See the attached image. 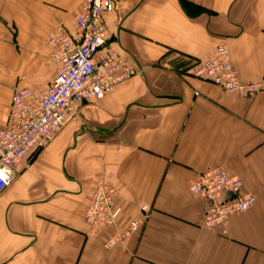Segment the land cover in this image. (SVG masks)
Instances as JSON below:
<instances>
[{
  "label": "crops",
  "instance_id": "0c3cea01",
  "mask_svg": "<svg viewBox=\"0 0 264 264\" xmlns=\"http://www.w3.org/2000/svg\"><path fill=\"white\" fill-rule=\"evenodd\" d=\"M83 0H0V128L14 89L46 88L47 35L73 32ZM107 43L141 73L79 104L0 193V264H264V0H114ZM224 41L253 98L228 97L189 69ZM221 166L255 196L214 231L188 184ZM112 179L116 223L89 239L96 184ZM144 226L106 248L101 238Z\"/></svg>",
  "mask_w": 264,
  "mask_h": 264
},
{
  "label": "built area",
  "instance_id": "2783aa9c",
  "mask_svg": "<svg viewBox=\"0 0 264 264\" xmlns=\"http://www.w3.org/2000/svg\"><path fill=\"white\" fill-rule=\"evenodd\" d=\"M113 10L114 0H83L74 31L59 27L45 40L50 48L48 63L58 66L49 86L13 91L7 120L0 128V193L12 184L15 168L30 154L48 146L74 118L80 103L99 100L141 73L107 43L105 15ZM190 75L219 87L229 97H252L261 88L260 84L242 83L238 79L223 42L217 44L210 58L195 65ZM188 190L205 201L203 227L210 231L226 225L232 216L246 212L256 202L252 194L242 192L241 179L221 166L198 173L189 182ZM115 195L108 178L96 184L83 216L89 238L97 236L116 219ZM142 211L144 217L135 220L123 234L102 237L103 245L115 246L137 232L147 216V206Z\"/></svg>",
  "mask_w": 264,
  "mask_h": 264
},
{
  "label": "rangeland",
  "instance_id": "374dc122",
  "mask_svg": "<svg viewBox=\"0 0 264 264\" xmlns=\"http://www.w3.org/2000/svg\"><path fill=\"white\" fill-rule=\"evenodd\" d=\"M49 34H51V33H49ZM48 34V35H49ZM47 35V36H48ZM47 38V37H46ZM46 40V39H45ZM220 42H223L224 44H225V46H226V51H227V56H228V60L231 62V60H230V55H229V50H228V47H227V45H226V43L224 42V41H220ZM46 44V43H45ZM217 46V45H216ZM215 49H216V47H215ZM215 51V50H214ZM214 53V52H213ZM213 55V54H212ZM211 55V56H212ZM207 60V59H206ZM205 61V60H204ZM201 62H203V61H201ZM47 63H48V57H47ZM200 63V62H199ZM49 65H50V63H48ZM198 64V63H197ZM197 64H195V65H197ZM52 65V64H51ZM194 65V66H195ZM231 65H232V63H231ZM194 66H192L190 69H189V74H190V70L194 67ZM232 67H233V65H232ZM234 68V67H233ZM235 70V69H234ZM236 71V70H235ZM236 73H237V71H236ZM137 76V75H136ZM191 76V75H190ZM237 76H238V73H237ZM192 77V76H191ZM192 78H194V77H192ZM194 79H196V78H194ZM238 79H239V76H238ZM198 80V79H197ZM240 80V79H239ZM201 81V80H200ZM241 81V80H240ZM202 82H204V81H202ZM242 82V81H241ZM242 83H246V82H242ZM209 84H211V83H209ZM257 84H260V83H257ZM213 85V84H212ZM261 85V84H260ZM215 86V85H214ZM217 87V86H216ZM219 88V87H218ZM20 89H22V88H20ZM220 89V88H219ZM14 90H16V89H14ZM221 90V89H220ZM262 90V85H261V88H260V90L254 95V96H252V97H242V96H232V97H241V98H253V97H255L260 91ZM222 91V90H221ZM223 92V91H222ZM224 93V92H223ZM225 94V93H224ZM226 95V94H225ZM227 96V95H226ZM229 97V96H228ZM110 182H112V179H110ZM241 182H242V180H241ZM96 187V186H95ZM93 194V193H92ZM116 195H117V193H116ZM116 195H115V198H116ZM254 196V195H253ZM92 197V196H91ZM255 197V196H254ZM256 199V198H255ZM91 200V199H90ZM89 205H90V203L88 204V206H87V208H86V210L84 211V213H83V216H84V214H85V212L87 211V209H88V207H89ZM113 207H114V209L115 210H117L118 211V215H117V217H116V219L118 218V216H119V214H120V209L118 208V207H116L115 206V201H114V205H113ZM143 212V211H142ZM144 217V213H143V216L141 217V218H143ZM147 217V216H146ZM116 219L113 221H111L110 222V224H107V225H105L104 226V228L99 232V234H101V232H103V231H106V230H108L109 228H111L115 223H116ZM137 219H140V218H137ZM137 219H134V220H132L131 222H130V224H129V226L135 221V220H137ZM84 221V220H83ZM144 224H145V220H144V223L138 228V230H137V232L144 226ZM128 226V227H129ZM207 230V229H206ZM126 230H124V231H122V232H120V233H115L114 235L115 236H118V235H121V234H123L124 232H125ZM210 231V230H209ZM136 233V232H135ZM131 234H134V233H130L129 235H131ZM113 235V236H114ZM129 235H127L126 237H128ZM95 237H97L96 235L95 236H93V237H90L89 239H92V238H95ZM108 237V236H107ZM125 237V238H126ZM124 238V239H125ZM117 239H118V237H117ZM123 239V240H124ZM122 240V241H123ZM121 243V240H119V243L118 244H120ZM117 244V245H118ZM113 247V246H112ZM112 247H109V248H112ZM108 248V249H109Z\"/></svg>",
  "mask_w": 264,
  "mask_h": 264
},
{
  "label": "bare ground",
  "instance_id": "6f19581e",
  "mask_svg": "<svg viewBox=\"0 0 264 264\" xmlns=\"http://www.w3.org/2000/svg\"><path fill=\"white\" fill-rule=\"evenodd\" d=\"M113 247H115V246H113Z\"/></svg>",
  "mask_w": 264,
  "mask_h": 264
}]
</instances>
